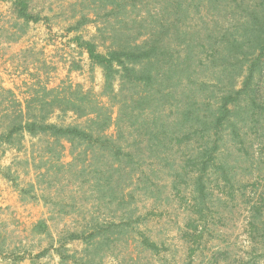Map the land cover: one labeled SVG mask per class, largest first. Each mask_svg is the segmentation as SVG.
I'll return each instance as SVG.
<instances>
[{"label":"trees","instance_id":"1","mask_svg":"<svg viewBox=\"0 0 264 264\" xmlns=\"http://www.w3.org/2000/svg\"><path fill=\"white\" fill-rule=\"evenodd\" d=\"M146 1L92 0L94 12H104V27L113 25L111 46L103 55L96 44L81 42L93 65L103 70L102 95L118 109L115 122L109 106L80 87L70 94L41 88L25 105L13 91L0 89V148L19 147L28 134L45 138L57 161L63 142L69 143L72 162L53 167L71 174L81 191L89 185L85 193L109 207L110 220L92 216L84 231L69 234L56 248L60 264H118L122 255V264H138L129 253L133 245L150 256L168 251L141 229L147 217L135 207L137 195L155 197V165L167 169L175 194L182 196L181 183L191 189L189 207L199 217L180 235L192 258L202 246L200 221L209 211V184L233 188L231 173L240 160L248 162L250 137L264 136V0H158L160 10L154 14ZM15 4L26 23L39 21L28 13L25 0ZM191 13L202 17L201 26L192 30L182 20ZM103 29L98 31L106 33ZM56 111L86 122L50 123ZM111 124L115 136L107 134ZM231 154L235 163L229 161ZM249 205L248 236L264 257V199ZM33 231L47 233L46 222ZM70 241H82L84 249L71 252ZM218 255L210 262L216 264Z\"/></svg>","mask_w":264,"mask_h":264},{"label":"rangeland","instance_id":"2","mask_svg":"<svg viewBox=\"0 0 264 264\" xmlns=\"http://www.w3.org/2000/svg\"><path fill=\"white\" fill-rule=\"evenodd\" d=\"M25 1L28 13L39 17L38 22L26 23L21 19L16 0H0L3 3L0 8V89L13 91L15 99L25 105L41 88L70 94L80 87L83 93L109 106L115 122L118 109L102 95L103 70L93 65L81 45V42H92L98 53H107L111 46L108 35L113 25L104 27V12L95 13L92 0ZM144 6L153 14L160 10L158 0H148ZM192 13L182 19L190 30L201 26L202 18ZM84 20L86 23L79 26ZM223 21L221 18L220 22ZM99 28L106 29V33L99 32ZM7 104L8 101L3 107ZM48 121L72 126L83 125L86 118L56 111ZM116 133V127L111 124L107 134L115 136ZM250 139L253 144L247 145L248 162L240 160L234 164L233 188H224L222 182L213 180L209 184L212 192L209 211H205V222L200 221L202 246L192 258L180 235L189 223L196 224L199 217L189 207L191 189L181 183L183 194L178 196L166 178L167 169L153 166L156 172L152 180L158 185L155 197L144 199L137 195L135 207L139 215L147 217L141 229L168 251L150 256L133 245L129 253L138 259V264H213L210 260L214 253L221 254L216 264H264L260 247L252 244L247 232L249 203L264 199V136L252 135ZM63 145L65 149L58 162L48 153L45 138L24 134L19 147L3 145L0 148V264H20L25 260L29 264H60L56 248L65 243L69 234L84 231L92 216L101 221L110 220L109 207L105 203L99 206L92 192L85 193L89 185L81 191L71 174L57 173L53 167L66 166L73 160L70 144L63 142ZM235 158L231 154L229 161L235 163ZM48 170V177L43 178ZM45 199L50 203L45 204ZM57 202L61 205H56ZM41 221L47 224L45 234L33 231ZM66 244L71 252L84 249L82 241ZM253 249H257L256 254ZM46 250L49 251L45 256L37 257ZM123 257L118 264H122Z\"/></svg>","mask_w":264,"mask_h":264},{"label":"crops","instance_id":"3","mask_svg":"<svg viewBox=\"0 0 264 264\" xmlns=\"http://www.w3.org/2000/svg\"><path fill=\"white\" fill-rule=\"evenodd\" d=\"M2 6H3V3L0 2V8H2ZM0 261H1V259H0ZM20 264H29V262L27 260H25Z\"/></svg>","mask_w":264,"mask_h":264}]
</instances>
